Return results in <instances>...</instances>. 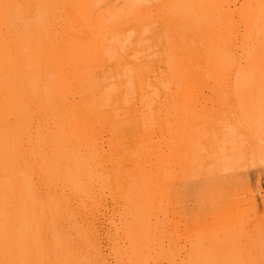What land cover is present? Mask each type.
<instances>
[{
    "label": "rangeland",
    "instance_id": "obj_1",
    "mask_svg": "<svg viewBox=\"0 0 264 264\" xmlns=\"http://www.w3.org/2000/svg\"><path fill=\"white\" fill-rule=\"evenodd\" d=\"M0 264H264V0H0Z\"/></svg>",
    "mask_w": 264,
    "mask_h": 264
},
{
    "label": "bare ground",
    "instance_id": "obj_2",
    "mask_svg": "<svg viewBox=\"0 0 264 264\" xmlns=\"http://www.w3.org/2000/svg\"><path fill=\"white\" fill-rule=\"evenodd\" d=\"M2 224H4V223H2Z\"/></svg>",
    "mask_w": 264,
    "mask_h": 264
}]
</instances>
